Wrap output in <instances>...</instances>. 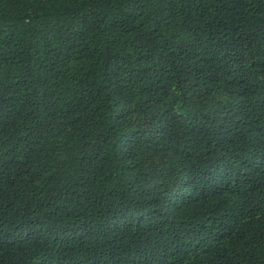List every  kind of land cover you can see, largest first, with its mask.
<instances>
[{
    "label": "trees",
    "instance_id": "trees-1",
    "mask_svg": "<svg viewBox=\"0 0 264 264\" xmlns=\"http://www.w3.org/2000/svg\"><path fill=\"white\" fill-rule=\"evenodd\" d=\"M0 264H264V0H0Z\"/></svg>",
    "mask_w": 264,
    "mask_h": 264
}]
</instances>
